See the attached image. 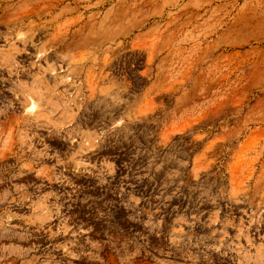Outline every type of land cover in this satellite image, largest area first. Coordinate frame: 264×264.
Instances as JSON below:
<instances>
[{
    "label": "rangeland",
    "instance_id": "374dc122",
    "mask_svg": "<svg viewBox=\"0 0 264 264\" xmlns=\"http://www.w3.org/2000/svg\"><path fill=\"white\" fill-rule=\"evenodd\" d=\"M0 264H264V0H0Z\"/></svg>",
    "mask_w": 264,
    "mask_h": 264
}]
</instances>
